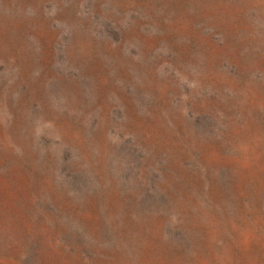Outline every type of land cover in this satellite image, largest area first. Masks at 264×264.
Returning <instances> with one entry per match:
<instances>
[{
	"label": "rangeland",
	"instance_id": "obj_1",
	"mask_svg": "<svg viewBox=\"0 0 264 264\" xmlns=\"http://www.w3.org/2000/svg\"><path fill=\"white\" fill-rule=\"evenodd\" d=\"M0 264H264V0H0Z\"/></svg>",
	"mask_w": 264,
	"mask_h": 264
}]
</instances>
